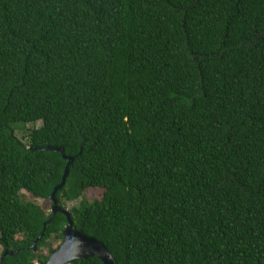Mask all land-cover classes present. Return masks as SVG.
Segmentation results:
<instances>
[{"label":"trees","instance_id":"16d2710c","mask_svg":"<svg viewBox=\"0 0 264 264\" xmlns=\"http://www.w3.org/2000/svg\"><path fill=\"white\" fill-rule=\"evenodd\" d=\"M48 146L116 264H264V0H0L3 264L62 242Z\"/></svg>","mask_w":264,"mask_h":264},{"label":"water","instance_id":"95a60500","mask_svg":"<svg viewBox=\"0 0 264 264\" xmlns=\"http://www.w3.org/2000/svg\"><path fill=\"white\" fill-rule=\"evenodd\" d=\"M45 149L59 152L63 160L67 161V163L65 165L60 183L53 188V191L49 196V200L52 204L50 208L49 220L43 224L42 232L32 244L34 252H36L35 249L37 242L40 241L44 235L46 225L57 213H61L66 217L67 225L62 232V242L52 252H50L48 259L40 264H69L74 260H86L90 257L98 258L103 264H116L112 255L101 242L73 229V224L68 210L63 209L58 205L56 194L65 185L66 178L69 174V166L73 161V157L66 156L62 148L48 146ZM32 150H36V148H33ZM16 254L17 252H8V250H5L0 257V264H3L6 256H14Z\"/></svg>","mask_w":264,"mask_h":264},{"label":"rangeland","instance_id":"374dc122","mask_svg":"<svg viewBox=\"0 0 264 264\" xmlns=\"http://www.w3.org/2000/svg\"><path fill=\"white\" fill-rule=\"evenodd\" d=\"M19 127V129H17L15 131V135L17 136V138H19L21 141H23L24 143H26V139L23 137V136H26V134L28 133V131L33 127L31 124H18V125H14L13 128L15 127ZM40 126V123H36L35 124V127H39ZM23 128V129H21ZM102 190H99V189H90V190H87L86 193H85V196L89 199V200H92V199H100L101 198V195H102ZM38 203L42 206H49L48 202H45V201H38ZM78 204V201L76 202H71V203H67L66 205V209L69 210L72 206L74 205H77ZM21 235H17L16 236V239H21ZM60 243L59 242H56V241H52L51 243V246L56 248L57 245H59ZM2 247L0 246V255L2 253ZM44 253H47V250H44ZM35 264H38L37 262H35Z\"/></svg>","mask_w":264,"mask_h":264}]
</instances>
